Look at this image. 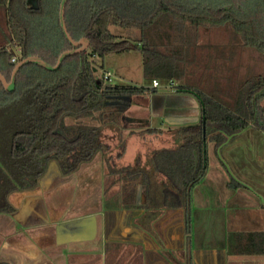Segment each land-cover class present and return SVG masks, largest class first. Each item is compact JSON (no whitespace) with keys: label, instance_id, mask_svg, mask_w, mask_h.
I'll return each mask as SVG.
<instances>
[{"label":"trees","instance_id":"16d2710c","mask_svg":"<svg viewBox=\"0 0 264 264\" xmlns=\"http://www.w3.org/2000/svg\"><path fill=\"white\" fill-rule=\"evenodd\" d=\"M148 2L69 0L65 9L68 30L76 40L89 38L90 48L66 58L57 70L35 63L23 66L11 90L0 79V213L14 211L9 200L12 192L40 184L50 161H56L62 173L68 175L101 155L109 173L124 182L125 202L130 203L140 187L147 216L155 218L165 207L190 204L193 188L207 173L210 142L220 148L250 123L264 129V74H256L241 84L234 105L227 106L212 95L196 94L201 105L199 121L179 125L173 130L176 145L152 153L154 173L163 175L165 183L155 181L139 161L134 166H116L115 158L122 157L127 147L129 135L125 136L124 130L130 122L125 109L109 102L113 95H142L150 88L108 87L97 75L89 53L104 58L134 47L130 40L118 39L110 26L140 29L135 47L143 54L145 76L152 80L183 78L185 44L173 47L174 38L184 39L186 32L201 25L231 26L246 46L264 53V28L257 27L241 9L207 2L185 7L180 0ZM60 3L61 0H37L36 4L30 0L11 1L6 39L21 47L22 58L38 55L54 65L59 55L72 47L61 27ZM165 25L172 27L170 35L164 32ZM38 27L50 30L56 43L39 41ZM163 36L172 44L165 49L159 44ZM11 59L12 54L0 45V72L8 81L16 64ZM177 88L190 92L183 85ZM109 132L118 135L114 144L111 139L115 136ZM115 182L116 178L111 185ZM252 237L254 246L264 242V232ZM254 251L264 253L260 248Z\"/></svg>","mask_w":264,"mask_h":264},{"label":"crops","instance_id":"0c3cea01","mask_svg":"<svg viewBox=\"0 0 264 264\" xmlns=\"http://www.w3.org/2000/svg\"><path fill=\"white\" fill-rule=\"evenodd\" d=\"M11 1L0 0V43H11L6 39ZM148 88L139 95L147 100L146 104L133 101L126 107L135 104L136 109L143 107L147 111L143 124L147 130L164 129L152 126V116L166 117L174 130L183 122L199 121L201 105L196 97L184 105L187 117H180L181 107L158 103L169 90L178 92V88L165 90L153 85ZM210 90L215 92L219 88L212 86ZM236 98L237 94L232 105ZM263 102L264 97L261 100L264 106ZM127 119L131 123L136 118ZM171 137L175 146L173 132ZM160 148L166 147H156L144 158L137 152L134 162L128 165H137L139 161L140 167L149 170L155 181L165 183V177L154 173L151 163L153 151ZM225 150L228 170L218 158ZM209 153L213 156L211 161L208 158V168L211 164L215 175L205 180L209 175L207 169L206 176L193 188L188 206L165 207L155 218L147 216L140 187L130 203L125 202L123 191L108 189L107 165L101 155L68 175L62 173L56 161H50L37 187L9 195L15 209L0 213V261L5 264H187L189 258L191 264H243L264 260V253L254 251L264 250V242L261 246L251 244L252 234L264 232V129L250 123L220 148L210 142ZM251 154L256 155L250 161L254 166L248 165L249 170L244 171L239 164L247 166L249 161L242 155ZM249 171L259 179H250ZM117 178L115 184L120 181ZM123 185L124 182L122 190Z\"/></svg>","mask_w":264,"mask_h":264},{"label":"rangeland","instance_id":"374dc122","mask_svg":"<svg viewBox=\"0 0 264 264\" xmlns=\"http://www.w3.org/2000/svg\"><path fill=\"white\" fill-rule=\"evenodd\" d=\"M131 1L135 4H140L142 2L147 3L150 0ZM36 2L37 0H30L31 4H36ZM203 2H207L210 5L215 6L226 5L234 9H241L245 16L254 20V23L257 27L264 28V0H180V3L183 7H185V5H201ZM149 6L150 5H148V7ZM46 21L48 22L49 19L46 18ZM38 28L39 30L37 31L36 36H39V41L42 40L45 44L46 41L50 42V45H52V43H56L50 30H44L43 27ZM110 29L118 36V39L130 40L132 46L134 47L129 50L107 54L104 58H100L89 53L90 60L96 66L97 75L103 77L104 72L110 71L112 73L111 83L114 86H137L145 88L152 87L153 80L146 77L144 74L143 54L135 47V44H138L135 38L140 37V29L125 28L117 25L110 26ZM164 32L170 35L173 32V29L171 26L165 25ZM189 32V34L187 32V34L185 33L184 39L174 38L176 42L173 47H181L183 43L185 44V48L183 49V66L185 70L184 76L181 79L175 80L178 83L176 88L181 85L188 86V90L190 92H173L171 89L163 97L158 99V103H165V105L168 107H181L180 110L183 112L180 114V117H185L187 115L186 107L184 105L186 102L194 99L196 94L205 93L212 95L221 103L231 106L243 80L250 75L256 74L257 72L264 73V53L259 52L253 47L246 46L242 37L235 33L231 26L201 25ZM165 38L166 36L162 37L163 41L161 40V42L163 43L159 42L162 49L172 45L170 44L171 41L168 40L167 42ZM164 42H166V44H164ZM0 45L7 49L16 48L17 51L19 50L14 43L4 42L0 43ZM140 45L141 42H139V46ZM18 55L19 59H21L22 53H18ZM18 61H16V63ZM217 75L220 77H217ZM158 80L161 86H168L170 81L168 79ZM212 86L214 89L219 88V90L212 92L210 90ZM136 100L144 104L147 102L145 98L139 96L136 98ZM134 106L136 105L132 104V106L128 107L124 112L127 117H135L136 119H134L135 122L129 123V128L124 130V135H129V138L127 139V150L124 157L121 159H118L117 157V159L115 158L116 166L119 167L133 163L137 152H139L141 157L144 158L146 153L150 152L156 147L169 148L174 146V140L171 137V133L173 132L174 128L172 127L171 122H169L166 117L152 116L150 118L152 126L157 128L162 127L164 129H162L163 131L161 132L149 131L146 129V125H143L145 124L144 118L148 115L147 111L141 107L143 105H137V107H141L139 109H136ZM145 107L147 108V105H145ZM169 110L170 109H167V112H169ZM169 116L170 114H168L167 117ZM140 117L143 118V120L136 121ZM69 121L73 120L70 118ZM139 121H141V123ZM109 134H113L115 136V138L111 137L112 144L118 141L117 133L109 132ZM226 152L227 150L222 152L218 158L226 170H228L226 167L228 154ZM116 153L117 149H114V154ZM212 156L213 155L209 153L208 158L210 161ZM253 156L254 154L242 155V158L244 157L245 160L249 161L247 166L244 165L245 163L239 164L242 169H244V171L245 168L249 170L248 165L254 166V164L250 162L253 159ZM254 158H256V155ZM213 170L214 168L210 164L208 168L209 175L204 178L205 180H209L211 176L215 175L213 174ZM106 172V185L108 189L114 188L115 190L119 191V193L122 192L123 190L121 185L123 182L120 180L111 186L113 180H115V178L118 176L111 175L109 173L108 167L106 168ZM247 174L250 175V179H259L250 171L247 172ZM206 220L208 221L206 228L209 229V217L206 216ZM251 259L254 260L261 258L251 257ZM243 264H264V260H255L245 262Z\"/></svg>","mask_w":264,"mask_h":264},{"label":"water","instance_id":"95a60500","mask_svg":"<svg viewBox=\"0 0 264 264\" xmlns=\"http://www.w3.org/2000/svg\"><path fill=\"white\" fill-rule=\"evenodd\" d=\"M69 0H61L60 3V12H59V17H60V23L61 27L63 29V32L66 36V38L69 40L71 43L72 47L69 49L64 50L58 57V60L56 64H50L49 62L45 61L43 58H41L38 55H30L28 57L21 58L16 64L13 69L11 79L10 81L7 80V78L0 72V79L2 80L4 86L11 90L15 87L16 84V77L18 74V71L25 65L29 63H35L38 64L48 70H57L60 68L64 60L70 56L76 55L80 52L86 51L90 48V39L87 37H82L79 40L74 39V37L70 34L66 19H65V9H66V4L68 3ZM106 86L112 87L114 86L112 83H106ZM115 99H112L109 103L113 104H119L121 100L123 99H130L129 95H122V96H115Z\"/></svg>","mask_w":264,"mask_h":264},{"label":"built area","instance_id":"2783aa9c","mask_svg":"<svg viewBox=\"0 0 264 264\" xmlns=\"http://www.w3.org/2000/svg\"><path fill=\"white\" fill-rule=\"evenodd\" d=\"M8 51L12 54V62H16L19 60V55H18V51L21 52V50L15 51L14 49L9 48ZM103 80L105 83H111L112 82V73L110 71L104 72L103 74ZM178 85L176 80H170L168 86H161L160 82L158 79H154L153 80V86L154 87H161L165 90H167L168 88H176V86Z\"/></svg>","mask_w":264,"mask_h":264},{"label":"flooded vegetation","instance_id":"af4514ba","mask_svg":"<svg viewBox=\"0 0 264 264\" xmlns=\"http://www.w3.org/2000/svg\"><path fill=\"white\" fill-rule=\"evenodd\" d=\"M114 97L112 98V99H115L116 97L115 96H122L121 94H116V95H113ZM137 96H139V95H132V96H130V99H123V100H121L120 101V103L119 104H117V105H119L121 108H123V109H126V107L128 106V105H130V103L131 102H133V101H136V102H139L138 100H136V97Z\"/></svg>","mask_w":264,"mask_h":264}]
</instances>
